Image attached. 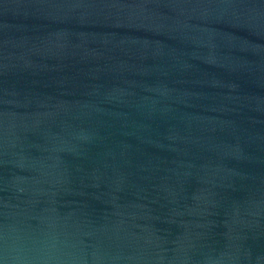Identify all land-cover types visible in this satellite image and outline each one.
I'll return each instance as SVG.
<instances>
[{
  "label": "water",
  "instance_id": "water-1",
  "mask_svg": "<svg viewBox=\"0 0 264 264\" xmlns=\"http://www.w3.org/2000/svg\"><path fill=\"white\" fill-rule=\"evenodd\" d=\"M0 264H264V0H0Z\"/></svg>",
  "mask_w": 264,
  "mask_h": 264
}]
</instances>
